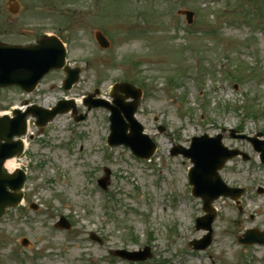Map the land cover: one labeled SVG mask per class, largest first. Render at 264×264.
Wrapping results in <instances>:
<instances>
[{
  "label": "rangeland",
  "instance_id": "1",
  "mask_svg": "<svg viewBox=\"0 0 264 264\" xmlns=\"http://www.w3.org/2000/svg\"><path fill=\"white\" fill-rule=\"evenodd\" d=\"M11 3L0 0V42L29 46L42 34L55 35L66 45L67 64L80 68V80L63 91L64 74L55 71L35 93L1 90L0 115L25 100L43 108L73 100L76 115L86 117L74 122L70 113L58 115L42 130L28 117V148L16 158L26 173L24 201L0 219V264H129L111 252L145 247L150 258L133 264H264V247L236 240L246 229L264 230V165L250 143L229 133L259 132L264 140V0ZM13 6L20 8L15 16ZM186 10L194 13L191 25L176 13ZM96 31L108 40L107 49L97 45ZM118 82L143 91L135 118L157 148L149 161L108 147V112H87L82 104L94 89L96 98L110 101ZM205 134H222L226 148L249 156L221 171L227 185L246 191L241 211L228 198L213 203L212 243L194 251L188 243L205 234L194 224L203 215L201 201L190 195L189 160L170 152ZM105 169L103 191L96 180ZM61 216L69 231L54 226ZM89 233L103 245L89 241ZM22 238L29 245L22 247Z\"/></svg>",
  "mask_w": 264,
  "mask_h": 264
},
{
  "label": "water",
  "instance_id": "2",
  "mask_svg": "<svg viewBox=\"0 0 264 264\" xmlns=\"http://www.w3.org/2000/svg\"><path fill=\"white\" fill-rule=\"evenodd\" d=\"M187 22L192 21L193 13L186 11ZM95 38L102 48L108 47V42L100 32H95ZM65 50L62 43L56 37L42 38L34 46L20 47L0 44V88L12 85L21 86L27 92L34 89L41 77L51 69H60L64 65ZM67 78L64 81V89L78 80V70L64 68ZM119 93L124 94L120 96ZM98 94L88 95L83 100L88 109L93 107H106L110 112L111 134L108 138L110 146L123 144L132 152L142 158L152 156L155 145L148 136L143 134L140 124L134 119V113L141 98L140 90L134 89L130 84H116L113 87L111 97L114 98L115 106H109L104 101H93L92 98ZM131 98V102L124 100ZM70 109L74 111L72 101H61L52 110H44L37 106L29 107L24 113L14 111L13 118L7 115L0 117V217L7 208H15L22 199L21 188L25 180L22 170H16L12 174L4 168V162L12 157H19L23 152L21 137L26 134V117L31 115L36 118V126L44 127L57 114L66 113ZM123 115V117H122ZM84 117H80L79 120ZM126 122L124 121V119ZM78 120V119H77ZM130 133L127 134V130ZM258 136H261L259 134ZM17 138V140H14ZM243 139L244 137L239 136ZM253 144L255 151L260 153V160L264 164V142L256 138H246ZM221 136L215 138H193L191 148L184 150L183 155L190 158L193 167L188 172L189 184L192 185L191 193L194 197L202 199V211L205 216L198 218L196 229L206 230L208 233L199 241L190 243L195 250H203L211 243V224L216 216L212 202L220 196L238 199L243 190L228 188L220 178L217 171L224 162L238 154L236 151H228L221 145ZM174 152L173 154H177ZM108 174L105 179L100 180V185L105 188L108 184ZM59 226H69L61 220ZM254 232L248 231L241 243L253 244L264 242L263 238L254 237ZM250 238H253L250 240ZM259 239V240H258ZM148 253V248L144 254ZM114 255L133 261L144 260L146 255L140 253H128L125 251H114Z\"/></svg>",
  "mask_w": 264,
  "mask_h": 264
},
{
  "label": "bare ground",
  "instance_id": "3",
  "mask_svg": "<svg viewBox=\"0 0 264 264\" xmlns=\"http://www.w3.org/2000/svg\"><path fill=\"white\" fill-rule=\"evenodd\" d=\"M76 103V101H75ZM4 115H7L9 114L8 112L6 113H3ZM2 114V115H3ZM23 141V144L25 146V148L27 149L28 148V142L23 138L22 139ZM4 168L8 171V172H12L13 170L17 169V163H16V159L15 158H12V159H8L5 161L4 163Z\"/></svg>",
  "mask_w": 264,
  "mask_h": 264
}]
</instances>
